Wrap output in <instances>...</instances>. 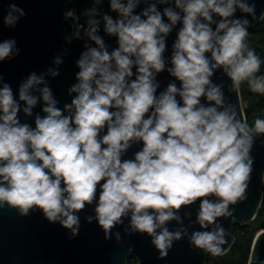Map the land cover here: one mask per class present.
Returning a JSON list of instances; mask_svg holds the SVG:
<instances>
[{
  "label": "clouds",
  "instance_id": "obj_1",
  "mask_svg": "<svg viewBox=\"0 0 264 264\" xmlns=\"http://www.w3.org/2000/svg\"><path fill=\"white\" fill-rule=\"evenodd\" d=\"M26 15L9 3L3 24L16 28ZM63 16L71 30L51 64L16 88L0 74V209L24 217L40 211L75 238L81 211L91 207L85 220L107 240L146 234L163 259L187 238L195 249L224 255L231 233L221 219L235 222L254 146L264 144V110L249 123L240 100L242 84L264 96V54L249 43L264 7L258 13L256 0H86ZM74 41L82 42L78 70L71 99L61 104L51 79ZM20 52L14 36L0 40V62ZM193 205L194 220L191 211L181 214ZM249 264H264L257 249Z\"/></svg>",
  "mask_w": 264,
  "mask_h": 264
},
{
  "label": "water",
  "instance_id": "obj_2",
  "mask_svg": "<svg viewBox=\"0 0 264 264\" xmlns=\"http://www.w3.org/2000/svg\"><path fill=\"white\" fill-rule=\"evenodd\" d=\"M15 2L23 7L27 15L22 18L16 28H7L3 24V16L9 3ZM257 11L264 7V0H256ZM69 0H0V40L15 37L21 49L20 55L11 61L0 62V74L16 88L19 82L31 71H41L52 63L53 55L64 45V35L70 31V25L65 21L63 13L69 8ZM262 22V21H261ZM260 21H254L252 28ZM175 33L169 39V45ZM114 44V38L105 37ZM71 52L65 59L61 75L51 79L57 98L61 104L70 101L67 88L74 80L78 70L75 60L82 50V42L74 41ZM217 78H220L219 73ZM162 86L167 84L168 74L160 75ZM227 81V78L224 77ZM236 100L234 94H230ZM242 100V95H240ZM246 116L245 111L243 113ZM132 149L131 151H135ZM254 172L248 189L247 200L235 206L236 220L221 219L224 227L231 233L228 236L231 244H235L234 227L253 222L262 206L264 198V144L258 139L254 146ZM131 155V152L129 153ZM198 205L182 210L191 211L195 219ZM92 213V208L81 211V230L75 238H69L68 230L59 223H50L40 211L30 216L19 215L14 209H0V264H207L210 254L190 246L187 238L174 243L166 258H159L158 250L152 245L151 238L139 233L124 236L120 242L104 238V232L96 223H88L85 216ZM188 221L185 220V224ZM170 228H175L172 222ZM198 228V225H195ZM121 232L123 231L120 229ZM258 246V248H257ZM227 247V245L225 246ZM257 249L261 259H264V230H260L254 239L251 253ZM229 250V251H230ZM227 251V252H229ZM226 252V253H227ZM225 253V254H226ZM223 256V255H222ZM249 264V262H248Z\"/></svg>",
  "mask_w": 264,
  "mask_h": 264
},
{
  "label": "trees",
  "instance_id": "obj_3",
  "mask_svg": "<svg viewBox=\"0 0 264 264\" xmlns=\"http://www.w3.org/2000/svg\"><path fill=\"white\" fill-rule=\"evenodd\" d=\"M86 0H76L77 7H82ZM250 45L257 48L264 54V21L257 27L251 29L249 36ZM242 100L247 103L245 109L246 117L249 123L253 122L254 113L264 110V96L251 93L246 84L241 85ZM258 227H252V223L243 226L235 225L234 235L236 237L233 248L223 256L209 255L207 264H248L251 247L256 234L264 230V200L256 219ZM129 264H136L135 260H130Z\"/></svg>",
  "mask_w": 264,
  "mask_h": 264
},
{
  "label": "built area",
  "instance_id": "obj_4",
  "mask_svg": "<svg viewBox=\"0 0 264 264\" xmlns=\"http://www.w3.org/2000/svg\"><path fill=\"white\" fill-rule=\"evenodd\" d=\"M69 2H70V6H69V8H70V7H73V6L77 7V5H76V0H69Z\"/></svg>",
  "mask_w": 264,
  "mask_h": 264
},
{
  "label": "rangeland",
  "instance_id": "obj_5",
  "mask_svg": "<svg viewBox=\"0 0 264 264\" xmlns=\"http://www.w3.org/2000/svg\"><path fill=\"white\" fill-rule=\"evenodd\" d=\"M251 223H252V227H254V228L258 227V223H256V222H251Z\"/></svg>",
  "mask_w": 264,
  "mask_h": 264
}]
</instances>
